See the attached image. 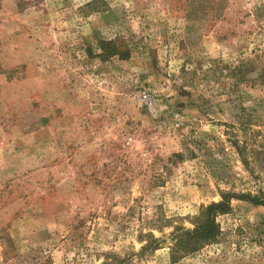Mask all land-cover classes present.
Segmentation results:
<instances>
[{"label": "rangeland", "instance_id": "374dc122", "mask_svg": "<svg viewBox=\"0 0 264 264\" xmlns=\"http://www.w3.org/2000/svg\"><path fill=\"white\" fill-rule=\"evenodd\" d=\"M92 1L0 0V264H264L236 198L170 249L264 197V0Z\"/></svg>", "mask_w": 264, "mask_h": 264}, {"label": "trees", "instance_id": "16d2710c", "mask_svg": "<svg viewBox=\"0 0 264 264\" xmlns=\"http://www.w3.org/2000/svg\"><path fill=\"white\" fill-rule=\"evenodd\" d=\"M96 2L97 0L89 2L86 7H91ZM92 12H97V10L93 9ZM101 44H106V42H102ZM109 45H111V50L114 55L117 52L116 46L113 43ZM236 148L245 161L240 146L236 145ZM234 198L264 207V197L261 196H252L251 194H223L222 200L219 203H212L200 208L198 215L193 219V229L178 231L173 235L171 239L173 245L170 248L172 258L177 260L178 258L198 253L206 246L218 244L222 236V229L217 221L218 216L231 212V200Z\"/></svg>", "mask_w": 264, "mask_h": 264}, {"label": "built area", "instance_id": "2783aa9c", "mask_svg": "<svg viewBox=\"0 0 264 264\" xmlns=\"http://www.w3.org/2000/svg\"><path fill=\"white\" fill-rule=\"evenodd\" d=\"M140 99H141L142 103H145V104L150 103V96H149V93H148L147 91H143V92L140 94Z\"/></svg>", "mask_w": 264, "mask_h": 264}]
</instances>
